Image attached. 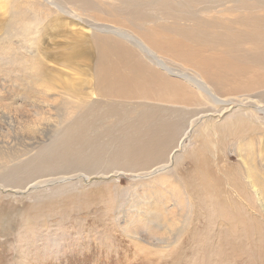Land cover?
<instances>
[{
	"label": "rangeland",
	"instance_id": "rangeland-1",
	"mask_svg": "<svg viewBox=\"0 0 264 264\" xmlns=\"http://www.w3.org/2000/svg\"><path fill=\"white\" fill-rule=\"evenodd\" d=\"M14 1L0 0V15L9 13ZM223 2L219 8L231 10V15L252 26L258 23L255 28L264 32V0ZM26 9V19L32 22L28 27L30 39L36 38L32 36L36 24L42 22L41 29L49 30L40 41L42 50L58 51L55 43L59 51L70 50L78 45L73 38L91 33L87 24L67 19H61L56 29L51 28L44 7L29 2ZM42 15L47 18L45 22L40 20ZM1 19L3 22L5 18ZM166 21L158 19L157 23H171ZM16 35L20 37L16 32L11 34V43H0V54L7 50L4 58V54L0 56V131L5 133L4 121L12 120L9 124L14 127L4 135L9 138V146L1 148L0 168L4 158L13 159L23 150L22 142H27L30 134L40 141L28 148L22 161L57 140L53 132L61 126H55L57 119L41 136L28 127L35 122L38 109L45 111L49 104L52 108H68L76 101L62 91L45 93V83L25 76L16 51L17 47L19 52L30 47L31 52L33 41L29 47L22 46ZM81 42L82 46L89 45ZM240 46L253 47L243 43ZM45 61L58 70L56 77L51 73L54 81L64 82L58 75L60 70L75 76V86L86 78ZM89 67L82 56L73 58L72 68L89 72ZM253 69L249 68L246 77L236 75L233 79L241 82L254 78ZM122 104L125 109L137 104L154 105L159 110L173 107L137 99L124 100ZM251 112L238 106L220 118L214 114L215 118L197 119L183 150L173 153L175 159L169 169L148 180L132 179L147 171L112 170L91 175L87 181L61 183L55 177V183L35 189L0 187V264H264V211L256 195L258 192L264 203V114ZM166 114L169 116L167 111ZM181 125L184 127L179 128V138L189 122ZM15 165L19 163L5 166ZM125 212L141 225L137 233L123 229Z\"/></svg>",
	"mask_w": 264,
	"mask_h": 264
},
{
	"label": "bare ground",
	"instance_id": "bare-ground-1",
	"mask_svg": "<svg viewBox=\"0 0 264 264\" xmlns=\"http://www.w3.org/2000/svg\"><path fill=\"white\" fill-rule=\"evenodd\" d=\"M29 2L45 8L51 28L56 29L61 19H67L87 24L90 35L73 38L78 40V45L70 50L59 51L56 43L58 51L42 50L39 44L48 29H41L42 22L36 24L32 33L36 38H29L28 27L32 26L26 19ZM223 3V0L12 2L11 11L0 15L5 18L0 21V43H11L15 37L11 34L15 32L20 35L16 38L22 40V46L29 47L33 41L31 52L30 47L25 52L20 51L23 57L19 47L16 51L17 62L23 65L25 76L45 83V93L62 91L76 101L68 108H52L49 104L45 111H36L35 122L28 127L41 136L46 128L53 127V119H57L55 126H61L53 132L58 138L49 147L40 148L34 156L22 161L28 148L40 141L28 133L27 142H22L23 150L11 160L4 158L0 187L35 189L57 180L61 183L77 179L87 181L91 175L112 170L147 171L142 176L135 174L132 179L148 180L169 169L173 153L184 147L185 138L197 119L214 117V114L220 118L238 106L255 115L264 114V32L255 28L258 23L252 26L231 15V10L219 8ZM46 19L42 15L40 20L45 22ZM158 19L171 23H157ZM81 41L89 45L82 46ZM242 43L253 47L241 48ZM78 56L90 63L89 72L72 68L73 58ZM45 60L86 78L75 86V76L60 70L58 75L63 76L64 82L54 81L51 73L56 77L54 74L58 70L48 66ZM251 67L256 71L254 78L250 76L241 82L233 79L236 75L246 77ZM132 99L173 107L159 110L154 105L137 104L125 109L122 101ZM10 121L3 122L5 133L14 128ZM188 122L179 138V128L184 125L181 124ZM3 133L0 131V152L9 146V138ZM176 141L178 144L173 146ZM10 162L19 165L5 166ZM153 163L159 164L155 167ZM55 177L57 180L53 179ZM256 195L264 211L263 198L258 192ZM122 222L123 229L131 234L142 228L127 212Z\"/></svg>",
	"mask_w": 264,
	"mask_h": 264
}]
</instances>
